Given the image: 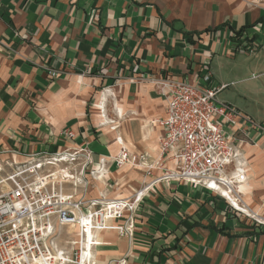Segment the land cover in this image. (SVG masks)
Wrapping results in <instances>:
<instances>
[{
  "label": "crops",
  "instance_id": "1",
  "mask_svg": "<svg viewBox=\"0 0 264 264\" xmlns=\"http://www.w3.org/2000/svg\"><path fill=\"white\" fill-rule=\"evenodd\" d=\"M263 18L264 0H0V148L88 147L105 173L89 197L143 191L132 238L100 232L99 264H264ZM238 30L253 38L247 50L234 48ZM215 64L226 70L218 77ZM207 68L235 86L220 100L262 127L238 147L247 214L163 179L176 162L161 156L154 121L167 114L170 82L194 83ZM122 148L149 161L118 168Z\"/></svg>",
  "mask_w": 264,
  "mask_h": 264
},
{
  "label": "built area",
  "instance_id": "2",
  "mask_svg": "<svg viewBox=\"0 0 264 264\" xmlns=\"http://www.w3.org/2000/svg\"><path fill=\"white\" fill-rule=\"evenodd\" d=\"M227 86L215 81L210 68L194 83L173 79L167 114L154 123L164 129L161 156L176 162L163 179L201 187L246 213L230 198L241 201L247 179L238 147L250 130L262 127L219 100ZM62 134L76 136L71 129ZM148 161L146 153L122 148L113 162L120 168ZM103 162L96 163L88 147L30 153L0 148V264H99L100 232L132 238L143 191L133 198L89 197L91 179L105 174Z\"/></svg>",
  "mask_w": 264,
  "mask_h": 264
},
{
  "label": "trees",
  "instance_id": "3",
  "mask_svg": "<svg viewBox=\"0 0 264 264\" xmlns=\"http://www.w3.org/2000/svg\"><path fill=\"white\" fill-rule=\"evenodd\" d=\"M234 33L235 36L232 37V42L236 51H239L241 49L247 50L249 46L252 44L253 38L245 36L244 33H242V30H238ZM195 224L194 225L192 224V226H195Z\"/></svg>",
  "mask_w": 264,
  "mask_h": 264
},
{
  "label": "rangeland",
  "instance_id": "4",
  "mask_svg": "<svg viewBox=\"0 0 264 264\" xmlns=\"http://www.w3.org/2000/svg\"><path fill=\"white\" fill-rule=\"evenodd\" d=\"M213 70L215 71L217 77L220 75V73L226 71L224 68L221 69L220 65H218V64H215V65L213 66ZM234 88H235V86L233 87V85L230 86V87H226V88H224V90H223L222 92L219 93V96H218L219 100H220V99L223 100L224 97H225V98H228V95H229V94H232V95H233V94H234V93H233V92H234Z\"/></svg>",
  "mask_w": 264,
  "mask_h": 264
},
{
  "label": "bare ground",
  "instance_id": "5",
  "mask_svg": "<svg viewBox=\"0 0 264 264\" xmlns=\"http://www.w3.org/2000/svg\"><path fill=\"white\" fill-rule=\"evenodd\" d=\"M230 198H231L232 201L234 202L235 206H237L238 208H242V207L240 206V204L238 203V201H237L235 198H233L231 195H230Z\"/></svg>",
  "mask_w": 264,
  "mask_h": 264
}]
</instances>
